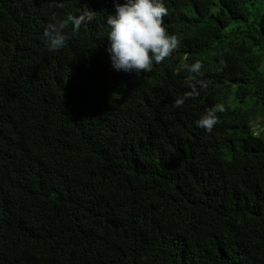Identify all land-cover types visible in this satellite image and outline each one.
<instances>
[{
    "label": "trees",
    "instance_id": "trees-1",
    "mask_svg": "<svg viewBox=\"0 0 264 264\" xmlns=\"http://www.w3.org/2000/svg\"><path fill=\"white\" fill-rule=\"evenodd\" d=\"M124 2L0 0V264H264V0H164L180 44L138 77L106 50Z\"/></svg>",
    "mask_w": 264,
    "mask_h": 264
},
{
    "label": "clouds",
    "instance_id": "clouds-1",
    "mask_svg": "<svg viewBox=\"0 0 264 264\" xmlns=\"http://www.w3.org/2000/svg\"><path fill=\"white\" fill-rule=\"evenodd\" d=\"M168 12L164 0H125L123 4H115V14L106 17L108 41L106 50L115 71L135 73L138 77L144 72H150L154 64L162 63L178 48L180 41L177 35L170 34L164 26V17ZM94 14L95 12L89 10L79 16H69L67 19L54 17V22L49 23L43 33L49 51H58L66 46L68 36L65 29L69 23L72 24L73 31L78 32L82 24L94 19ZM185 67L191 73L201 74L203 64L196 61ZM195 80V75L187 78L188 86L193 91L186 94L185 98L176 99L175 107H182L187 96L198 95L196 84L191 83ZM199 83L207 87L206 83L202 81ZM224 111L222 104L207 109L196 121V126L211 133L214 126L220 123L218 113ZM257 118L261 119L260 116ZM67 134L66 130L62 131L59 137L65 139ZM0 174L7 183L11 182L12 177L9 179L8 172Z\"/></svg>",
    "mask_w": 264,
    "mask_h": 264
}]
</instances>
